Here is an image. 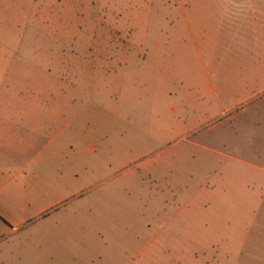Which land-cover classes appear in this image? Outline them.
Wrapping results in <instances>:
<instances>
[{
  "label": "rangeland",
  "instance_id": "obj_1",
  "mask_svg": "<svg viewBox=\"0 0 264 264\" xmlns=\"http://www.w3.org/2000/svg\"><path fill=\"white\" fill-rule=\"evenodd\" d=\"M187 1L142 0L112 7L111 20L91 13L89 22L50 24L79 33L81 47L106 50L95 55L97 79L124 60L114 47L135 53L142 80L111 96L100 83L90 86L93 70L81 72L78 87L69 77L59 93L58 77L76 72L35 69L30 52L77 44L52 40L28 11L8 8L16 21L0 12V34L17 37L10 40L16 54H0V96L29 93L16 79L51 80L64 121H79L80 189L65 204L81 213L73 264H235L241 216L247 225L264 223V0ZM249 1L259 17L246 15ZM230 11L238 14L233 23ZM185 14L206 19L200 30L193 23L196 38L182 34ZM86 215L94 220L88 228Z\"/></svg>",
  "mask_w": 264,
  "mask_h": 264
},
{
  "label": "crops",
  "instance_id": "obj_2",
  "mask_svg": "<svg viewBox=\"0 0 264 264\" xmlns=\"http://www.w3.org/2000/svg\"><path fill=\"white\" fill-rule=\"evenodd\" d=\"M141 2L142 0H0V12L16 21L19 18L13 17L17 15V10L10 12L8 8L28 11L32 15V23L46 28L52 40L68 37L72 43L77 44L66 50L61 45L59 48L30 52L36 58L33 63L37 66L35 69L76 72L71 76L62 74L58 77L59 82L55 83V88L59 93H63L64 82L69 77L73 86L78 87L86 81L81 72L93 70L89 79L90 86L100 83L108 89L111 96L113 91H119L123 87L134 88L136 78L142 80L141 75L138 76L136 72L141 71L143 64L137 61L135 53L128 52L127 48L114 47L112 54L117 52L124 60L115 62V65L119 64L116 69H107L104 77L97 79L95 55L106 50L81 47L77 41V38L82 39L79 33L72 31V35L68 36L63 31L49 30V27L50 24L89 22L91 13H94L96 21L107 17L111 20L112 7H134ZM186 2L189 4V1L185 0L184 3ZM250 3L246 15L255 14L253 9L257 3ZM100 11L104 15L96 13ZM230 13L225 17L228 23H233L238 14L235 15L232 11ZM204 20L206 19L200 16L194 21L185 14L178 21L183 23V36L196 38L199 32L193 23H199L200 30L206 27ZM223 21L225 20L219 22L220 25ZM255 25L256 23L251 26L255 28ZM2 38L8 41L0 42V54L15 55L10 40L16 39V34L7 31L0 34V40ZM89 55L93 56L92 64L88 62ZM11 58L7 59L9 65ZM5 61V58L0 60V65H6ZM156 67L160 68V61L153 64V69ZM248 69L259 68L254 66ZM122 77L125 79L122 80ZM12 82L19 87L29 88V93L23 94L20 90L19 94L13 96H0V264H73L74 258L77 260L78 257L81 213L77 208L65 204L71 203L80 189V140L74 135L79 121L75 115L69 121H64V99L58 94L49 93L53 92L48 89L52 86L51 80L16 79ZM133 91L131 89L127 94L133 95L135 90ZM170 111L174 112V109L171 108ZM239 211L238 214L244 213L243 210ZM180 212L186 213V210ZM252 215H256L255 211ZM82 221L85 228L94 224V220H90L87 215ZM239 221L234 226L239 232H243L237 235L238 239L234 237L232 259L235 264H264V223L256 225L252 222L247 225L244 214ZM246 230L247 236L242 235Z\"/></svg>",
  "mask_w": 264,
  "mask_h": 264
}]
</instances>
